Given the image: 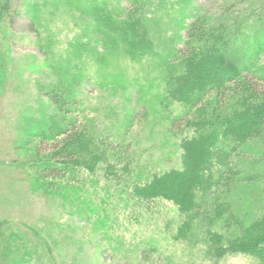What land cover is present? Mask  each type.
<instances>
[{"label":"rangeland","instance_id":"rangeland-1","mask_svg":"<svg viewBox=\"0 0 264 264\" xmlns=\"http://www.w3.org/2000/svg\"><path fill=\"white\" fill-rule=\"evenodd\" d=\"M97 1L120 17L132 0ZM153 1L146 7L147 35L157 50L134 58L106 42L95 19L80 11L77 4L84 7L92 0H0V8L7 3L0 13V160H36L51 151L53 139L41 141L34 134L66 121L48 94L62 83L69 88L67 118L75 120L76 134L86 131L111 149L101 172L54 176L69 183L57 193L39 186L37 166L24 170L0 164L1 264H13L20 256L23 264H261L244 252L207 254L213 204H205L185 238L177 233L183 216L174 202L134 193L138 183L180 168L183 139L193 135L191 128L173 127L186 109L166 92L165 57L186 38L179 12L183 0ZM192 2L195 14L239 33L227 60L264 78V0ZM33 17H38V31L31 27ZM259 143L264 153L261 134L240 146L232 157L238 170L264 172L261 156L250 152ZM237 183L226 176L217 192L233 201L244 189L242 207L232 205L230 211L240 208L247 225L248 216L262 212L264 194L259 184Z\"/></svg>","mask_w":264,"mask_h":264},{"label":"trees","instance_id":"trees-1","mask_svg":"<svg viewBox=\"0 0 264 264\" xmlns=\"http://www.w3.org/2000/svg\"><path fill=\"white\" fill-rule=\"evenodd\" d=\"M92 1L84 7L77 4L78 8L93 17L99 29L105 25L102 30L96 31L102 33L112 47H122L134 58L157 50L153 37L147 35L150 30L146 17V7H153L155 1L132 0L124 16L120 17L104 3ZM5 8L7 3L0 8V13ZM179 12L183 17L186 38L182 40V46H174L165 57L168 61L166 92L169 100L182 103L186 109L183 116L173 121V127L191 128L193 135L183 139L180 168L155 174L144 184L138 183L134 193L141 199L162 198L174 202L183 216L177 233L185 238L193 222L200 219L205 204L207 208L213 204L216 207L215 220L214 216L207 218L213 226L205 232L211 249V253L207 254L220 257L225 253L244 252L264 264V207L259 214L248 216L245 222H250L246 225L241 220L240 208L230 211L232 205L242 207L244 189L240 188V194L235 195L233 201H230L231 196L226 199L217 192L224 178L229 176L236 184L237 181L259 184L264 194V172H241L232 158L240 146L252 142L256 135L261 134L264 138V78L240 63H233L231 58L227 60L226 55L232 48L231 40L239 33H234L233 29L223 24L216 27L207 15L195 14L192 0H183ZM186 17L192 18V21L187 23ZM37 18L33 17L31 27L38 31ZM105 20L108 22L105 23ZM108 45L106 50H109ZM67 87L62 83L48 93L66 121L61 122L63 124L58 128L34 134L40 135L41 141L43 138L53 139L51 151L36 160H0V164L24 170L37 166L36 181L39 180L43 190L53 193L66 189L69 184L65 178L61 176L59 179L58 176L66 172H101L111 155L104 139H95L86 131L76 134L75 120L67 118L72 112L68 106L71 99L66 96L69 93ZM212 94L216 98H210ZM260 144L251 147L250 152L255 157L261 156L264 163ZM107 168L112 167L108 165ZM110 173L114 175L111 169ZM54 176L57 177L54 179ZM2 224L0 222V226ZM6 254L3 256L6 257ZM13 264H23L22 257Z\"/></svg>","mask_w":264,"mask_h":264}]
</instances>
